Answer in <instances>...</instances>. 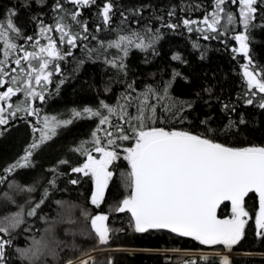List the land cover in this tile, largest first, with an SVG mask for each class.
<instances>
[{
  "label": "trees",
  "instance_id": "trees-1",
  "mask_svg": "<svg viewBox=\"0 0 264 264\" xmlns=\"http://www.w3.org/2000/svg\"><path fill=\"white\" fill-rule=\"evenodd\" d=\"M58 2L60 9L56 8ZM107 3H111L112 9L106 23L102 9ZM239 5V0H225L220 6L223 8L219 12L220 23L212 31L204 20L218 12L216 0H95L88 6L73 4L72 0H0V23L6 24L10 19L18 30L6 33L8 42L16 45L15 50L7 49L5 39L0 38V61H4L2 67L8 72L3 76L6 83L0 86V92L16 86L10 83L12 76L23 86L27 71L30 72L29 61L22 59L25 51L37 54L31 60L32 66L38 64L41 56L48 59L46 71L52 73L49 81L33 86L43 95V100L27 97L26 107L36 114L21 111L9 115L15 109H8L7 104L23 102L26 98L23 90L4 103L8 122L0 125V217L15 214L22 207L24 221L11 230L10 236L1 234L12 241L5 248V264H29L17 249H26L42 238L49 242L55 255L46 252L36 264H66L102 247L125 250L97 254L94 264H220L222 255L201 253L215 248L214 245H202L191 237L163 230L137 233L130 226V214L116 211L131 191L121 176L129 171L121 153L134 141L117 139L119 127L127 130L129 125L119 115L110 116V124L100 125L99 117L83 110L90 108L107 114L106 109L100 108L101 101L111 107L131 101L128 111L135 114L137 97L143 99L141 94L148 87L162 93L167 85L168 97L176 102L173 112L182 110L175 117L166 114L161 105L169 100L152 96L148 103L157 105L159 119L150 123L151 127L187 131L234 148L264 147V108L259 106L264 93L250 88L242 71L244 63L249 62L259 78L264 77V0H257V10L247 28L242 25ZM228 14L234 17V22H228ZM184 20L194 23L185 26ZM57 22L65 25L66 32L77 35L75 46L69 45L67 38L61 42ZM169 24L175 27H167ZM42 28L50 30L42 32ZM242 31L247 36V54L238 51L235 39ZM132 32L158 39L150 44L145 39L147 48L143 50L134 43L128 45L127 53L122 48L108 46L119 36ZM48 37L56 41L62 59H52L39 52L40 47H47ZM17 58L21 59V65H16ZM21 67L25 69L23 73ZM249 99L252 104L247 103ZM74 111L81 115L74 117ZM46 116L71 119L72 123L57 127L55 135L33 151L29 167L5 171L25 155V149L34 140L38 141L40 132L34 129H43ZM106 131L113 136H106ZM93 132L102 145L115 150L120 157L111 165L114 175L99 206L90 200L92 179L71 171L86 161L74 149L81 142H88L86 146L94 148ZM108 139L115 143L108 145ZM92 154L98 155L94 151ZM72 180L78 183H70ZM9 182L17 185L15 192L9 189ZM30 188L34 191H29ZM45 189L47 197L37 214L28 216L41 201ZM4 193L10 196L9 201L2 198ZM244 206L249 213L244 235L231 249L236 254L227 258L230 264H264V236L257 235L255 225L258 197L249 193ZM230 213L228 203L218 209L223 219ZM86 214L87 217L108 215L106 223L113 231L106 245L97 243ZM216 249L225 250L221 246Z\"/></svg>",
  "mask_w": 264,
  "mask_h": 264
},
{
  "label": "snow or ice",
  "instance_id": "snow-or-ice-1",
  "mask_svg": "<svg viewBox=\"0 0 264 264\" xmlns=\"http://www.w3.org/2000/svg\"><path fill=\"white\" fill-rule=\"evenodd\" d=\"M94 2L95 0H72L73 4L83 6H88ZM224 2L225 0H216L218 12L210 19L206 17L204 20L207 29L217 30L216 26L220 23L219 12L223 11L220 6ZM239 3L243 6L240 12L243 18L242 22L247 28L252 19V14L257 10L255 7L257 0H239ZM61 7L58 2L56 8L60 9ZM111 9V3L105 4L102 9L106 23L110 20ZM72 18L75 19V15ZM227 20L232 23L234 17L228 14ZM183 23L187 26L194 22L184 20ZM167 27L173 28L175 25L169 24ZM64 28L65 25L57 22L56 30L61 33V42L67 38V43L75 46L77 35L66 32ZM49 30L42 28V32ZM17 31L10 19L7 20L6 24L0 23V38L5 39L7 49L15 50L16 45L8 42L6 33ZM207 38L205 36V39ZM28 39H32V37H28ZM145 39H149L150 44L158 39V36L149 38L139 32H132L129 35L119 36L118 40L111 42L108 46L122 48L127 53V46L134 43L135 47L143 50L147 48L143 42ZM235 39L239 41V50L247 54V36L237 35ZM48 40L47 47H40L39 52L41 54L46 53L47 57L52 59H62L63 56L57 49L56 41L51 37H48ZM67 54L71 55L70 52ZM8 55L9 52L6 50L4 56L7 57ZM36 58L35 52L25 51L22 59L29 61L30 72L23 82V86L18 84L16 76H12L10 83L16 86H8L6 91L0 92V101L2 102L9 101L11 97L22 90L25 92L26 98L23 102L7 104L8 109H15V111L9 112L10 116H15L21 111H25L29 115L36 114L35 110L30 111L26 107L27 97L44 99L42 94L34 90L32 80L34 78L37 85H40L42 81H49L52 73L46 70L50 61L41 56L38 64L32 66L31 60ZM173 58L178 59L179 57ZM3 63L4 61H0V86L5 85L3 76L8 75V72L2 67ZM15 63L21 65V59L17 58ZM12 71L15 72L16 69H12ZM24 71V67H21L20 72L23 73ZM31 73H35V76L33 77ZM244 75L247 77L250 88H258L260 93H264V77L257 79L247 66H245ZM167 87V85L164 87L162 93L148 87L141 94L143 99L137 97L139 103L136 105L135 114L128 111V108L132 107L131 101L127 105H121L118 102L117 107H111L101 101L100 108L106 109L107 114L100 110L93 111L90 108L83 110L93 117H99L100 125L110 124L109 118L114 115H119L124 123L129 125L127 130L119 127L120 135L117 136V139L134 141L133 146L124 149L126 155L123 156V159L130 166V171L121 173L122 179L131 191L122 200L116 211L130 214V226L137 233H146L150 230H167L181 237H191L202 245H222L227 250H231L242 239L247 224V220L244 218L248 217L249 213L245 210V197L249 193H256L259 199V210L255 216V225L257 235L264 236V147H226L202 135L180 130H165L163 127H151L150 123H155L159 119L156 114L157 105L148 103L152 96H156L157 100L166 98L169 100L168 103L161 105L166 114L171 113L175 117L182 110L177 109L176 112H173V109L176 108V102L171 101L168 97ZM247 103L252 104V99H249ZM259 106L264 108V97L261 98ZM5 111V107L0 106V125L8 122L4 115ZM80 115L79 112H73L74 117L78 118ZM70 123H72L71 119L57 120L56 117H44L43 129H34V131L40 132L38 141L34 140L25 149V155L5 171L11 172L16 168L29 167L33 151L55 135L57 127ZM105 134L108 137L113 136V133L109 131H106ZM92 135L94 139L91 143L94 148L87 147L88 142H81L80 146L74 149V151L85 156L86 161L81 166L71 168V171L81 173L83 176L92 179L94 191L91 195V203L99 206L104 200L105 190L114 175L109 170L110 166L120 157L115 150H109L102 145L96 132H93ZM114 143L115 140L113 139L107 140L108 145ZM93 151L98 153L99 157L93 155ZM60 163L68 162L61 161ZM51 183L53 186L55 185L54 180ZM70 183L77 184L78 181L72 180ZM28 190L34 191L31 188ZM46 197L47 189H45L41 201L35 204L27 215L35 216L37 209L41 207ZM224 201L231 202L232 217L218 219L217 209ZM86 218L90 220L92 234H94L97 243L106 245L110 240V233L113 231L106 223L109 220L108 215L97 214L87 217L86 214ZM6 220V224L4 221H0V234L9 236L11 230L24 222L22 213H17L15 216L6 218ZM11 243V239H5L0 235V264H5V248ZM17 252L29 264H36L46 252L55 255L49 246V242L43 238L35 241L29 248L17 249ZM90 262L94 264V258L91 255H88L87 259L79 260V264H90ZM66 264H75V262L69 260ZM220 264H230V261L226 256H222Z\"/></svg>",
  "mask_w": 264,
  "mask_h": 264
},
{
  "label": "rangeland",
  "instance_id": "rangeland-1",
  "mask_svg": "<svg viewBox=\"0 0 264 264\" xmlns=\"http://www.w3.org/2000/svg\"><path fill=\"white\" fill-rule=\"evenodd\" d=\"M240 4V3H239ZM243 6L240 4L239 5V11L241 12V8H242ZM243 21V18H242V16H241V22ZM242 25L243 26H245L244 24H243V22H242ZM238 35H245L244 34V32L242 31V32H240ZM246 44H247V40H246ZM237 45H238V51L240 52V53H244V52H241L240 50H239V48H240V44H239V41H237ZM247 50H248V44H247ZM245 54V53H244ZM248 61V60H247ZM245 66H247V68H248V70L249 71H252L253 72V74L257 77V79H260L259 78V76L257 75V73H255L252 69H251V66H250V63L249 62H245L244 63V65H243V69H242V71L244 72L245 71ZM27 76L25 77V79H24V81L27 79V77H28V75H29V71H27V74H26ZM31 75L34 77V75H33V73H31ZM246 80H247V78H246ZM32 86H35V80L33 81L32 80ZM4 103L5 102H2V101H0V106H2V107H4ZM133 146V145H132ZM131 147V146H130ZM124 155H126V153L123 151L122 153H121V156L123 157ZM95 156H97V157H99V154L98 155H95ZM128 163V162H127ZM128 167H129V171H130V166L128 165ZM110 168H111V166H110ZM110 171H111V169H109ZM9 185H8V187H9V189L11 190V191H16L17 189H18V187H17V185L15 184V183H13V182H9L8 183ZM2 196V198H4V199H6V200H10V196L6 193H4V194H2L1 195ZM128 196V195H127ZM126 196V197H127ZM258 210H259V206H258V209L256 210V214L258 213ZM17 212L14 214H12V215H10V216H8V217H12V216H15L17 213H22L23 214V212H22V207L20 208H18L17 210H16ZM256 216V215H255ZM8 217H0V221H4V223L6 224L7 223V220H6V218H8ZM232 217V210H231V213H230V215L227 217V218H225V219H229V218H231ZM244 219H248V217H245ZM1 235V234H0ZM215 246V248H213V249H211V250H206V251H202L201 253H205V254H216V255H222V256H226V257H229V256H232V255H234V254H236V253H234L233 251H231V250H227L224 246H222V245H214ZM222 247V248H224L225 250H218V249H216V247ZM31 247V246H30ZM29 248V247H28ZM125 249H123V248H120V247H102L101 249H97V251H90V252H88V253H86V254H88V255H91L93 258L97 255V254H100V253H105V252H110V251H124ZM167 252H169V253H186L185 251H180V250H168ZM19 254V253H18ZM238 254H243V253H238ZM88 255H85V254H83V255H81V256H79V257H77L76 259H74V260H71V261H74L75 262V264H79V260L80 259H87L88 258ZM23 258V257H22ZM79 258V259H78Z\"/></svg>",
  "mask_w": 264,
  "mask_h": 264
},
{
  "label": "water",
  "instance_id": "water-1",
  "mask_svg": "<svg viewBox=\"0 0 264 264\" xmlns=\"http://www.w3.org/2000/svg\"><path fill=\"white\" fill-rule=\"evenodd\" d=\"M245 72V71H244ZM246 77V76H245ZM247 78V77H246ZM257 89V91H259V89L258 88H256ZM224 146H226V147H230V146H227V145H224ZM232 148H234V147H232ZM94 191V183L92 182V191H91V195H92V192ZM105 193H106V190H105ZM257 197H258V194H256V193H254ZM104 196H105V194H104ZM246 198V197H245ZM224 203H228L230 206H231V202L230 201H224L222 204H224ZM221 204V205H222ZM220 205V206H221ZM220 206L218 207V209L220 208ZM218 209H217V218L218 219H223L222 217H220L219 215H218ZM163 231H167V230H163ZM167 232H169V231H167ZM169 233H171V232H169ZM172 234H174V233H172ZM174 235H177V234H174Z\"/></svg>",
  "mask_w": 264,
  "mask_h": 264
},
{
  "label": "bare ground",
  "instance_id": "bare-ground-1",
  "mask_svg": "<svg viewBox=\"0 0 264 264\" xmlns=\"http://www.w3.org/2000/svg\"><path fill=\"white\" fill-rule=\"evenodd\" d=\"M91 191H92V188H91ZM106 191H107V189H106ZM106 194V193H105ZM90 200H91V193H90Z\"/></svg>",
  "mask_w": 264,
  "mask_h": 264
}]
</instances>
